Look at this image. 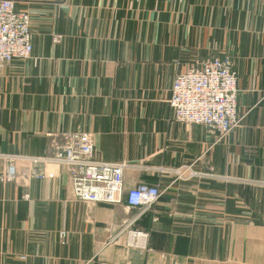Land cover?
Returning <instances> with one entry per match:
<instances>
[{
	"label": "crops",
	"instance_id": "crops-1",
	"mask_svg": "<svg viewBox=\"0 0 264 264\" xmlns=\"http://www.w3.org/2000/svg\"><path fill=\"white\" fill-rule=\"evenodd\" d=\"M14 1L33 51L0 72V264H264V0ZM213 56L231 57L240 89L220 139L168 102ZM79 132L96 159L129 164L122 202L79 200L65 169L26 160ZM140 182L163 191L143 214L125 201ZM134 219L147 251L119 233Z\"/></svg>",
	"mask_w": 264,
	"mask_h": 264
},
{
	"label": "built area",
	"instance_id": "built-area-1",
	"mask_svg": "<svg viewBox=\"0 0 264 264\" xmlns=\"http://www.w3.org/2000/svg\"><path fill=\"white\" fill-rule=\"evenodd\" d=\"M32 40L30 14L20 9L14 0H0V72L15 59L29 58L33 51ZM239 92L231 57L213 56L200 64H191L185 72L176 75L168 102L177 122L202 125L220 139L240 122ZM26 160L34 165L52 164L55 170L65 169L74 196L79 200L92 204L123 201L124 172L129 164L96 159L93 138L88 133L69 135L66 144L54 155L30 156ZM54 171L44 169L42 174L36 172V175H54ZM4 176L7 179L15 177L13 164H9ZM162 193L160 188L140 182L126 190L125 201L128 207L137 208L143 214L154 208ZM134 222L135 219L127 222L119 233L124 234L127 247L147 251L150 231L134 227Z\"/></svg>",
	"mask_w": 264,
	"mask_h": 264
},
{
	"label": "rangeland",
	"instance_id": "rangeland-1",
	"mask_svg": "<svg viewBox=\"0 0 264 264\" xmlns=\"http://www.w3.org/2000/svg\"><path fill=\"white\" fill-rule=\"evenodd\" d=\"M233 62V61H232ZM234 65V64H233ZM234 68H235V66H234Z\"/></svg>",
	"mask_w": 264,
	"mask_h": 264
}]
</instances>
